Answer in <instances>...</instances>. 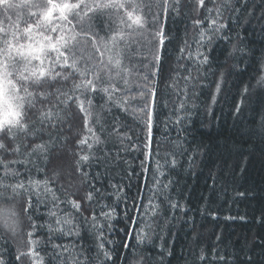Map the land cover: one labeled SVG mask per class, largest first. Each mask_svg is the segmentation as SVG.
Segmentation results:
<instances>
[{"label": "trees", "instance_id": "1", "mask_svg": "<svg viewBox=\"0 0 264 264\" xmlns=\"http://www.w3.org/2000/svg\"><path fill=\"white\" fill-rule=\"evenodd\" d=\"M14 2L19 3L20 0ZM220 3L221 0H206L202 9L198 0H180L179 12L173 10L166 20L163 16L160 18L167 35L160 49L163 61L160 74L150 77L159 90L150 155L146 147L149 143L146 117L139 111L144 102L138 89L117 95L112 102H106L107 97L103 93L95 95L92 126L99 143H94L91 151L87 144L82 148L76 145V139L84 136L89 138L88 143H93L92 134L84 131L81 120L72 131H69L68 123H57L55 129L44 125L42 139L33 138V129L29 128L27 134L19 133L12 142V147L19 145V155L0 152V157L6 161H21L12 164L10 171L19 173L18 179L25 183L29 177L43 181L46 176L51 178L58 174V178L50 181L48 186L60 201L56 204L52 200L53 193L45 194L43 188L39 199L33 196V207L28 215L37 225L43 226L37 227L31 237L38 241L36 245L28 243L27 233L33 229L23 211L27 194L23 199L16 197L0 201V258L5 264H18V251L27 252L29 248H33L37 256H25L23 264H60L55 258V253L60 252L65 253L63 259L69 264L76 259L83 261L85 257L90 264H104L103 253L98 250L96 240L99 233L91 227L93 210L98 217L96 224L103 225L105 239L113 242L105 244L112 256L107 264H264V101H246V97L259 95V87L264 86V0H230L232 7L223 9L222 18L217 21L227 26L215 35L210 44L201 47L198 43L200 32L209 28V20L216 18V12L209 13L208 10L215 9ZM22 14L19 9L15 10L11 19L5 20L4 16L8 14L0 8V25L8 27ZM147 19L151 21L152 17ZM197 19L203 22L202 27H194ZM109 26L112 31L108 30ZM93 27L100 37L111 36L118 27L124 29L125 37L131 36L133 44L123 58V66L130 72L126 79L133 85L140 83L139 77L145 72L143 64L148 61L141 60L137 54L138 33L130 32L120 24L115 10L99 15L94 19ZM148 28L154 31L159 25L149 23ZM76 31L79 32V28ZM185 42L187 47L181 54L180 48ZM189 51L191 59L188 58ZM197 51L210 58L209 63L199 69L197 62L203 57H197ZM95 55L99 57V53ZM107 57L105 52V62ZM189 71L194 78L199 72V78L191 82L195 88L189 84L186 105L190 117H187L179 107L185 99L184 77L189 75ZM221 73L226 77L223 91L214 102L212 94L216 82L221 80ZM205 74L206 78H203ZM102 75L105 84L101 86H109L107 72ZM112 75L115 77L116 73ZM75 82H79L78 75ZM73 83L69 80L65 89L71 88ZM201 84L205 87H199ZM119 86L123 87V80ZM130 97V102L119 106L120 101H129ZM241 99L242 108L236 112V104ZM209 109L214 111V115L209 114ZM72 110L78 111L75 101ZM63 115L67 117L69 112L66 110ZM38 116V112L30 114L25 123L35 121V128L40 129ZM97 116L102 117L103 132L95 124ZM179 116L186 118L177 124ZM257 119L263 121L258 122ZM117 123L118 135L130 139L117 138L113 133ZM75 132L79 135L66 143L63 137H72ZM51 137H55L56 146L50 150V163H46L40 154L31 158L27 156L34 145L48 142ZM177 143L178 148L175 147ZM61 145H64V150ZM166 152L169 153L167 162ZM105 153L110 159L104 162L96 159ZM80 155L90 156L89 161L80 165L82 172L88 173L86 180L76 171L75 161ZM189 156L193 157L191 161ZM173 158L177 161L175 167L172 166ZM142 161L144 167H141ZM3 173L4 169L0 167V175ZM129 173L133 174L129 176ZM157 179L169 185L163 194L156 191ZM5 182L16 183L17 180ZM112 185L118 188L114 189ZM97 189L100 190L98 195L95 194ZM77 192L79 194L73 199L80 200L89 192L94 193L91 202L83 200L86 211L80 213L66 203L69 194ZM134 201L145 206L150 202L159 205V211L153 215L150 206L134 208ZM170 202H177L183 211L181 207L171 208ZM113 208L116 214L109 227L108 222L101 218V212H110ZM50 210L57 215L50 218ZM13 212L17 214L15 217ZM134 216L140 224L133 225L130 218ZM65 217L72 221L70 225L56 223L57 219ZM13 219L17 221L15 234L12 231ZM145 222L151 228L141 234L149 235L150 239L137 246L135 238H132L130 244L133 247L125 249L122 241L128 239L126 230L139 228ZM61 228L63 232L59 230ZM68 231L74 234L68 236L65 234ZM76 232H79L78 236ZM53 245L64 247L56 248L54 253ZM202 254L203 260L200 259Z\"/></svg>", "mask_w": 264, "mask_h": 264}, {"label": "snow or ice", "instance_id": "2", "mask_svg": "<svg viewBox=\"0 0 264 264\" xmlns=\"http://www.w3.org/2000/svg\"><path fill=\"white\" fill-rule=\"evenodd\" d=\"M179 3L180 0H20L19 3L14 2V0H0V8L8 14L4 16L5 20H10L11 14L15 10L19 9L21 13H24L17 16L16 23L10 24L8 27L0 26V152H3L4 155H19V145L12 147V142L16 140L19 133L27 134L29 128L33 129V138L42 139L44 125H50L55 129L57 123H68L69 131H72L73 126L78 125L81 120L84 131L92 134L93 143H88L89 138L84 136L76 139V145L82 148L87 144L88 149L91 151L93 144L99 143L95 127L92 126L94 119L92 109L95 95L103 93L107 97L106 102H112L117 95H124L126 92L138 89L139 96L144 102V106L139 111L146 117V127L149 136V143L146 147L149 149L148 154L150 155L151 133L159 100V90L154 86L155 82L150 81V77L160 74L163 62L160 49L163 48L167 35L166 26L160 23V18L163 16L166 20L173 10L179 12ZM198 3L203 9L206 0H198ZM229 7H232L230 0H221L219 6L208 10L209 13L215 11L216 18L209 20V28L200 32V41L198 43L201 47L205 44H210L215 35H219L227 26L225 23H218L217 21L222 18L223 9ZM153 8H155V12H153ZM25 10L27 11L25 12ZM112 10H115L119 17L120 24L124 25L130 32L138 33L136 37L137 54L141 60L148 61L147 64H143L145 72L139 77L140 83L135 85L126 79L130 72L123 66V58L133 44L131 36L125 37L123 34L124 29L118 27V30L114 31L111 36L107 38L100 37L99 32L95 31L93 27L94 19L104 13H111ZM236 11H239V9H236ZM149 16L152 17L151 21L147 19ZM149 23L159 25V28L151 31L148 28ZM202 24L203 22L199 19L194 21V27H202ZM21 25H24V27L21 28ZM77 28H79V32L76 31ZM108 30L112 31L110 26ZM209 33H213V35H209ZM126 40L127 43H125ZM122 44L123 47L120 46ZM186 47L187 42L180 48L181 54L185 52ZM105 52L108 53L106 62L103 59ZM95 53H99V57ZM145 53L149 55H145ZM196 56L203 57L198 60L197 69L209 63L210 58L207 54L197 51ZM191 57L192 54L189 51L188 58L191 59ZM104 72L108 74L107 84L109 86H101L105 84L102 75ZM113 72L116 73L115 77L112 75ZM77 75L79 76V82H75ZM196 78H199V72ZM196 78L192 77L190 71L189 75L184 77L185 99L181 102L179 111L186 112L187 117H190V112L186 105L189 84H191L192 88H195L196 85L191 82ZM203 78H206V74ZM225 78L224 74L221 73V80L216 82L215 92L212 94L214 102L218 101L219 93L223 91V80ZM69 80L74 81L73 86L65 89V85H67ZM121 80H123V87L119 86ZM199 87L203 88L205 85L201 84ZM45 88L48 91H44ZM244 91L246 93L247 88ZM194 95L196 94L194 93ZM131 99L130 97L129 101H120L119 106L130 102ZM73 101H75L78 111L72 110ZM242 104L243 99L236 104V112L241 110ZM44 105H47L46 109ZM66 110L69 112L67 117L63 115ZM124 110L127 109L125 108ZM36 112L39 113L38 119L42 126L40 129L35 128V121L25 123V121L29 120V115H34ZM209 114L214 115V111L209 109ZM185 118L186 116L177 117L176 123H182ZM95 124L100 126L101 132L104 131L102 117H95ZM118 132L119 124L117 123L113 129V133L117 134V138L130 139L126 136L120 137ZM77 135L79 133L75 132L72 137H63V139L67 143L68 140L74 139ZM55 146V137H51L48 142L34 145L32 150L27 153V156L31 158L40 154L44 156L46 163H50L51 161L48 158L50 150ZM60 147L64 150V145ZM175 147H179L178 143ZM157 149H159V145H157ZM171 154L174 157L175 151ZM157 155H159L158 151ZM168 155L169 153L166 152V162ZM96 159L104 162L110 159V156L105 153L103 157ZM192 159L193 157L189 156V160L191 161ZM89 160V155H80L79 159L75 161L76 171L80 172L85 177V180L88 173L82 172L80 165L82 162ZM19 163L21 161H6L0 157V167L4 169L3 175H0V201L13 200L16 197L23 199L25 194H27L23 211L25 215H28L33 207V196L35 195L39 199L40 189L43 188L45 194L52 192V200L59 204L60 201L55 196L54 190L48 186L50 181L58 178V174H54L51 178L46 176L43 181L33 180L29 177L27 183H25L23 180L18 179L19 173L10 171L12 164ZM176 163L177 161L173 158L172 166L175 167ZM141 167H144L143 161L141 162ZM159 167L160 165L158 164L157 168L159 169ZM37 171H45V169H37ZM132 174L129 173V176ZM9 179L17 180V182L6 183L5 181ZM112 187L114 189L118 188L117 185H112ZM168 187V184H162L159 179L156 180L155 188L157 192L163 194V190ZM120 190L122 191V189ZM99 191L97 189L95 194L98 195ZM78 194V192L69 194V199L66 201L76 213L86 211L83 205L84 199L91 202L94 198L93 192H89L86 198L81 197L80 200L72 198ZM165 199H168L166 195ZM56 204L53 205L54 209ZM148 206L152 207L153 215L158 213L159 205H153L150 202L149 205L145 206L137 204L135 201L133 202V207L137 209ZM170 207L177 208L181 206L177 202H170ZM181 210L183 211L182 207ZM115 214L116 212L113 208L110 212H101V218L107 221L110 227ZM16 215L15 212L12 213L13 217ZM48 215L51 218L56 216L57 213L54 210H50ZM125 218H129L127 211L125 212ZM28 219L33 229L27 233L29 237L28 243L36 245L38 241L32 240L31 237L37 227L43 226L37 225L30 215H28ZM97 219L96 212L93 210L91 227L94 232L99 233L96 236L98 250L103 253L104 264H107V261H110L112 256L105 248V244L113 242L105 239L103 225H97ZM130 219L133 225L140 224V220L137 217L134 216ZM16 222L13 219V234H15ZM87 222L88 218L86 217L85 223ZM56 223L70 225L72 221L65 217L63 220L57 219ZM149 228H151V225L145 222L139 228L132 227L126 230L128 239L122 241L124 248L133 247L130 244L132 238H135L137 246L142 244L145 239H150L149 235L141 234L146 233ZM59 230L63 232V228ZM65 234L72 236L74 233L68 231ZM75 235L78 236L79 232H76ZM60 247L64 246L53 245L54 253L55 249ZM65 250H68L67 247ZM64 255V252L55 253V258L59 260L60 264H69L68 260L63 259ZM78 255L80 254L77 253ZM25 256L36 257L37 253L33 248H29L27 252L18 251L16 256L18 264H23ZM126 258L124 257V259ZM200 259H204L203 254ZM0 264H5L2 258H0ZM72 264H90V260L85 257L83 261L73 260ZM135 264H139V262H135Z\"/></svg>", "mask_w": 264, "mask_h": 264}, {"label": "bare ground", "instance_id": "3", "mask_svg": "<svg viewBox=\"0 0 264 264\" xmlns=\"http://www.w3.org/2000/svg\"><path fill=\"white\" fill-rule=\"evenodd\" d=\"M262 85V84H260ZM260 88V94L257 96H250V97H246V101L247 102H252V101H258V102H262L264 101V86L259 87ZM245 99V98H244ZM258 122H262V119H257Z\"/></svg>", "mask_w": 264, "mask_h": 264}, {"label": "rangeland", "instance_id": "4", "mask_svg": "<svg viewBox=\"0 0 264 264\" xmlns=\"http://www.w3.org/2000/svg\"><path fill=\"white\" fill-rule=\"evenodd\" d=\"M0 26H2V24Z\"/></svg>", "mask_w": 264, "mask_h": 264}]
</instances>
